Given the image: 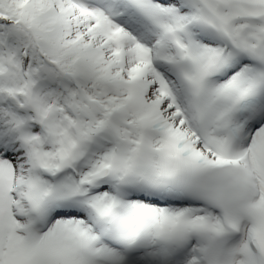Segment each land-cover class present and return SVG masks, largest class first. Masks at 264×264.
<instances>
[{
	"label": "snow or ice",
	"instance_id": "snow-or-ice-1",
	"mask_svg": "<svg viewBox=\"0 0 264 264\" xmlns=\"http://www.w3.org/2000/svg\"><path fill=\"white\" fill-rule=\"evenodd\" d=\"M0 264H264V0H0Z\"/></svg>",
	"mask_w": 264,
	"mask_h": 264
}]
</instances>
